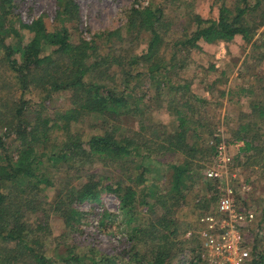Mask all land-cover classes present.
<instances>
[{"label": "trees", "instance_id": "1", "mask_svg": "<svg viewBox=\"0 0 264 264\" xmlns=\"http://www.w3.org/2000/svg\"><path fill=\"white\" fill-rule=\"evenodd\" d=\"M11 1L0 0V60L4 61L11 74L10 87L15 91L13 99L9 105V101L5 102L0 114L3 123L0 125V264L1 261L16 264L23 260L27 264H170L169 258L173 255L170 250L174 243L168 238L175 229L168 231V228L174 224L169 222L176 221L177 217L168 220L167 217L176 202L183 200L182 193L187 183L199 178L205 179V186L212 194L201 206L194 204V216L189 225L193 232L185 239L190 245L186 249L187 254L178 258L176 264H205L201 242L195 233L196 220L201 214L213 210L220 193L216 187L219 181L204 178L202 171L201 176L198 175L191 169V161L200 150L203 157L209 156L206 161L210 157L212 159L218 138H212L213 144L205 148L199 147L194 132L198 133L205 123L194 122L192 107L195 104H191L189 96L179 106L175 105L176 128L170 133L162 129L159 131L162 139L157 149L161 150V154L178 153L183 160L180 163H165L169 168L167 188L158 190L151 186L150 180L158 181L166 176L163 164V168L157 167L161 159L156 160L149 147L140 148L137 139L125 136L119 126L120 118L138 113L137 98L132 95L136 88V84L131 85L133 81L144 75L159 87L158 79L163 75L166 77L169 71L180 70L179 65H174L176 52L180 51L179 58H185L192 50L200 51L203 44L226 43L237 36L244 42L249 41L251 29L245 20L255 11L259 0L251 5L249 0H238L240 4L233 10L220 5L215 19L200 18L189 12L187 20L191 22L192 30L171 42V51L166 59L168 70L161 62L162 57L157 56L159 44L162 41L166 44L162 38L167 32V21L159 3L132 7L128 11L122 30L126 34L132 30L136 33L145 30L151 37L138 54L126 51L127 56L116 57L97 52L95 38L74 41L70 37L65 19L76 11L73 0H56L53 17L56 25L51 28L45 26L41 16L28 22L18 21L19 26L27 30L26 37L11 22L5 21ZM119 34V30L104 33L107 40ZM107 57L109 62L106 64ZM121 57L126 60L127 70L122 73L123 85L117 89L109 84V81L113 82V72L109 74L107 71L111 63L121 65ZM139 60L145 62L146 70H139ZM199 83H203L206 90H211L214 84L207 78ZM189 87L186 81L177 85L182 95ZM238 90L251 92L249 87L244 86H239ZM33 91L40 99L32 104L24 95ZM52 94L66 98L68 107L64 111L46 113L44 102ZM250 108L256 111L258 118L264 119V100L251 103ZM198 112L195 111V114ZM87 117H94L95 122L90 124V128L95 132L83 139L75 126ZM189 120L195 125L192 134L195 138L192 140L186 135ZM258 131L255 123L241 121L233 130L232 141L242 143L238 154L252 151L254 160L258 159L264 166V140H259ZM249 157L245 156L246 160ZM94 161L119 169L115 178L110 182L99 179L91 168ZM74 166L80 170L85 168L88 172L86 182L78 187L59 180L61 174L68 173ZM45 189L53 190L50 201L43 196ZM101 192L114 196L117 211L112 213L102 209L94 211V215L100 226L104 218L106 223L116 222L120 249L104 253L89 240H84L80 245L88 246L83 251H77L76 243V247H69L59 258V254L48 256L41 250L43 234L49 233V211L61 218L66 232H76L82 213L78 205L99 201ZM151 197L153 203L149 201ZM157 202H160L161 208L155 222L138 217L139 206H145L151 212L154 206L157 207ZM254 221L263 235L264 208ZM246 235L245 232V239ZM258 243L256 237L249 242L250 264H264V247L259 248Z\"/></svg>", "mask_w": 264, "mask_h": 264}, {"label": "rangeland", "instance_id": "2", "mask_svg": "<svg viewBox=\"0 0 264 264\" xmlns=\"http://www.w3.org/2000/svg\"><path fill=\"white\" fill-rule=\"evenodd\" d=\"M73 1L76 5V11L72 16L65 19L70 37L74 41H78L80 38L85 40L95 38L97 52L116 57L127 56L126 51L138 54L141 49L145 48L146 42L151 37L150 33L145 30H139L137 33L132 30L129 34L122 30V26L125 25L127 20L128 11L132 7L161 4L163 16L167 21V32L162 38L166 44H162L163 41L159 44L157 56L162 57L161 62L166 65L167 68L165 69L167 70L169 64L166 59L171 51V42L174 39L184 37L192 30L191 22L187 20L189 12H193L200 18L215 19L220 5L233 10L240 4L238 0ZM254 1L249 0V4H253ZM55 10L56 0H12L5 21L11 22L26 37L27 30L20 27L18 21L28 22L41 16L45 26L51 28L55 24L53 22ZM245 24L251 29V37L247 42L237 36L226 43L218 41L214 44H203L200 51L192 50L187 55L188 58H181L182 56L179 58L180 51L176 52L173 59L175 60L174 65H179L180 70L177 68L172 73L169 71V73H166V77L163 75L158 79L160 80L159 87L155 86L154 82H150L144 75L133 81L131 85L136 84V88L133 89L132 95L137 98L136 108H138V113H133L132 116L125 118L121 117L119 126L125 136L137 139L140 148L142 146H144V149L149 147L152 150V156L156 160L161 159L162 162L159 161L161 164H158L157 167H164L166 176L161 180H150V182L153 188L164 190L167 188L166 183L169 178V168L165 166V163H180L183 157L175 152L161 154V150L157 149V145H160L162 139L159 131L162 129V131L165 130L170 133L176 128L177 120H175V114L173 113L175 105L179 106L184 99L190 96L191 104H195L192 107L194 122L196 124L204 122L205 124L201 125V130L199 129L197 133L193 131L195 127L193 121L189 120L186 123L188 139L191 137L192 140L194 136H197L194 137L197 141L196 144H199V147L204 146L203 148L213 144L212 141L214 140L212 138L214 137L218 138L217 142H223L231 157L224 181L235 188L233 197L239 207L253 211L256 218L264 208V166L258 159L254 160L255 156L252 151L243 155L242 153L238 154V148L242 143L232 141V138L237 123L246 121L256 124L260 134L259 140H264V119L258 118L256 111L250 108L251 103L264 100V0H259V5H257L255 11L247 15ZM114 30L120 31L119 36H115V34L110 40H107L104 33ZM98 35L101 36L96 39ZM108 59L107 57L106 64L109 62ZM137 63L139 70L145 69L146 64H144V61L139 60ZM210 65L213 66V69L208 68ZM125 70H127L126 60L123 57H121V65L111 63L107 72L109 74L113 72V82L109 81V84L116 86L117 89L123 85L121 77ZM203 78H207V81L212 82V84L214 83L211 90H206L203 83H199L202 82ZM184 81L190 87L182 95L177 85H182ZM10 83L11 74L4 61L0 60V114L3 111V106L7 101H9L7 103L9 105L13 99V94H15L13 87H10ZM131 85L129 84L130 87ZM239 86L249 87L251 92H241L238 90ZM139 95H142V97L138 98ZM24 96L31 103H35L40 99L35 91L26 93ZM44 106L46 113H52V111L54 113L64 111L68 107V103L66 98L52 94L50 98L45 100ZM181 107L183 108V106ZM195 111L199 112L195 114ZM199 113H201V116H199ZM94 122V117H87L75 126L82 133L83 139H86L93 132L90 124ZM0 125H3L2 119H0ZM193 132L195 134L192 137ZM247 155L251 156L248 160L245 158ZM208 157L207 155L203 157L201 150L199 153H195L191 161V169L201 176L204 167L211 163V157L206 161ZM148 161L149 159L146 162ZM91 168L103 182L112 181L116 172L119 171L116 167L106 166V163L100 161L91 163ZM86 171L85 168L80 170L77 166H74L68 173L61 174L59 180L62 183L67 182L78 187L81 183L86 182L85 175L88 173ZM202 180L199 178L197 181H191L190 183L187 181L186 190L184 189L182 193L184 195L183 200L176 202L167 217V220L177 217L176 221L169 222L174 224L168 228V231L175 229L174 234L169 235L168 238V241L174 243L170 250V254H173L169 258L170 264H176L178 258L187 254L186 249L190 244L185 239L193 232V228H190L189 225L194 216V204L197 203L196 206H201L212 194L205 186V179ZM139 187L140 185L135 189ZM241 187H244V189ZM43 192L45 200L50 201L53 197V190L45 189ZM149 201L153 203L152 197L149 198ZM155 204L158 205L157 207L154 206V211L149 212L145 206H139L137 208L139 214H136L144 221L151 220V222H155V217L160 213L161 208L160 202ZM78 208L82 213L77 230L73 233L66 232L61 218L54 212L49 211L47 217L49 233L47 235L46 233L43 234L41 250L48 256L59 254V258V256L64 255V251L69 247H76V243L77 251L80 249L83 251L88 246L80 245V242L84 240H89L98 251L101 250L100 252L108 253L114 249H120V235L117 231L116 222L109 224L106 223V218H104L103 225L100 226L97 224V216L94 215V211L102 209L112 213L117 211V201L112 194L101 192L99 201L93 203L83 202L78 205ZM256 225L254 221L250 228L244 231V233H247L246 240L249 243L253 237H256L259 241L258 244H260L259 248H263L264 233L262 235ZM62 238L64 239L62 240ZM202 257L205 264H212L208 255L204 256L203 254ZM1 263L10 264L11 262L1 261ZM27 263L23 260L22 263L16 264Z\"/></svg>", "mask_w": 264, "mask_h": 264}, {"label": "built area", "instance_id": "3", "mask_svg": "<svg viewBox=\"0 0 264 264\" xmlns=\"http://www.w3.org/2000/svg\"><path fill=\"white\" fill-rule=\"evenodd\" d=\"M230 162L223 142H217L211 163L202 173L204 178L219 181L216 187L220 193L213 210L197 218L195 233L204 256L208 255L212 264H250V244L244 231L254 223L255 216L253 211L238 206L233 197L235 188L224 181Z\"/></svg>", "mask_w": 264, "mask_h": 264}]
</instances>
